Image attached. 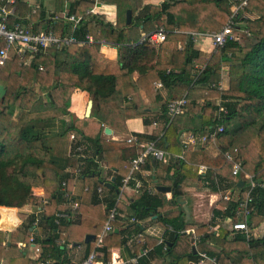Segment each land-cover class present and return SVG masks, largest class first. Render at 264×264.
<instances>
[{"label":"trees","instance_id":"trees-1","mask_svg":"<svg viewBox=\"0 0 264 264\" xmlns=\"http://www.w3.org/2000/svg\"><path fill=\"white\" fill-rule=\"evenodd\" d=\"M59 1L56 15L60 12L58 10H63L62 0ZM108 1L117 7L115 23L101 19L96 14L86 13L94 5L93 0L69 3V13L83 15L75 34L84 39L86 34L91 33L97 41L85 45L71 44L62 49L54 48L50 53L38 51L30 64H25L26 56L24 59L15 57L0 65V83L7 89L1 98L0 108V205L12 209L27 203L40 204L43 199L33 195L32 191L33 187L42 186L48 200L43 219L52 224L54 232L65 239L66 245L80 241L88 233L98 235L108 218L109 208L115 203V198L110 199L108 195V213L94 211L93 205L101 200L97 194V179H102L100 160H105L107 166L115 172V186L108 189L112 193L119 190L122 178L130 169L127 152L123 147L125 140L104 137V124L120 133H128L127 118L142 113L134 104L125 105L127 96L137 87L151 95L155 92V82L162 81L172 92L185 93L188 102L183 115H186V120L184 124H179L178 117L182 114H178L166 126V101L160 113L162 129L145 136V139L156 140V144L166 151L184 153V158L175 159L173 174H170L171 165L161 169L157 163L159 161L153 163L152 159H148L142 166L156 169L159 183L171 186V197H167L165 191L158 190L152 194L134 187L124 192L133 196L130 200V213L136 219L143 220L156 215L160 221L170 223L174 228L165 243L157 244L156 239L148 238L146 245L152 246L153 252L168 257L165 264H193L199 259L201 251L215 257L218 264H264V227L259 236L252 235L249 229H234L235 234L232 235L233 229L224 225H219L217 231L208 228L217 215L232 218L238 201L224 199V210L215 209L209 223L196 225V232L201 237L193 246L186 229L197 223L185 220L179 200L188 178L197 182L198 186L207 185L214 191L232 190L236 186L233 161L225 156L223 168L227 174L224 177L215 175L210 167L201 174L197 167L185 160L187 155V160L191 162L192 158L202 154L201 150L187 153L188 149L183 147L180 139L181 132L188 128L207 134L218 125H223L224 129L216 136L220 151L227 153L235 150L234 160L239 161L247 171L251 170L258 180V186L253 191L255 203L247 218L249 228L255 213L264 214V0L249 2L248 7L258 14L257 18L239 19L252 40L243 43L241 39H227L224 45L213 50L209 58L202 57L200 49L195 46L194 39L187 31L209 33L220 30L228 21L232 0H165L158 5L139 0L138 10L133 8L130 0ZM128 8L132 9L130 23L126 20ZM29 9L27 1L17 0L9 23L24 20ZM45 16L43 8L33 14L31 18L39 20L34 24V30H47L51 27L57 35L66 33L69 22L62 16L48 21ZM159 25H164L168 30L166 40L159 48L156 49L147 41H140L143 32H151ZM100 39L118 47V60L109 59L101 51ZM157 50L158 60L149 66ZM42 63L53 70H41L39 67ZM224 66H228L227 89L219 87ZM135 70L139 72L136 81L132 78ZM198 86H206L211 96H207L203 104L198 103L194 93ZM78 88L95 100L94 114L82 119L68 109L72 94ZM65 115L71 116L69 121L64 119ZM197 119L199 124L194 123ZM56 120H61L60 131L49 128ZM145 121L151 122L147 118ZM72 131L80 135L78 142L85 143L91 151L90 157L84 161L73 156L70 149L68 153ZM210 141L212 138L208 139ZM68 167L82 168V192L79 198L72 199L79 201L80 207L82 203L83 210L79 206L72 209L67 203L61 206V202L68 201V196L72 197L73 176L67 171ZM163 172L166 173L165 177ZM216 176L223 185L217 186ZM63 180L67 182L64 188ZM175 207L179 208L170 211ZM63 211L75 215L80 213V219H71L74 215L59 217L57 212ZM162 211H167L168 215ZM20 215L26 235H30V227H33L36 215L28 216L26 224L25 214ZM136 228L140 226L136 225ZM124 230L112 231L105 236L102 246L96 248L100 262L111 260L113 247L127 244ZM5 238L4 231L0 230V260L16 258L17 247L3 244ZM51 241L54 239L51 238ZM132 247L134 255H138V239L132 242ZM64 251L65 248L54 246L44 249L43 253L55 258L54 264H66V258L61 257ZM146 255L138 256L139 264H151L150 254Z\"/></svg>","mask_w":264,"mask_h":264},{"label":"crops","instance_id":"crops-1","mask_svg":"<svg viewBox=\"0 0 264 264\" xmlns=\"http://www.w3.org/2000/svg\"><path fill=\"white\" fill-rule=\"evenodd\" d=\"M23 1H27L30 7L32 4H40V9L41 8L45 9L46 16L44 18L46 21H48L50 18L56 15L57 4L60 2L59 0H23ZM74 1L76 2L78 0H70L69 3L74 2ZM163 1L165 0H143V3H152V4L158 5V4H161ZM101 2L102 3L99 4V6L96 8L98 12L96 15H98L101 19H105L107 21H112L115 23L117 21V7L115 3L110 2L108 0H101ZM62 3H63V9H64L65 0H62ZM62 11L63 10L61 9L58 10L59 12L58 14L62 15ZM29 12H30V9L26 15V18L24 20L22 19L21 22L32 24L34 26V24L38 22L39 20L34 21L32 18H29L28 17ZM77 15H80V14H77ZM69 31H70V24L68 25V28L65 32L67 33ZM89 34L92 36L93 41H97L91 33ZM99 41L102 43L101 51L109 59L118 60L120 58L118 47H116L112 43L107 42L105 39H100ZM203 42L204 43L201 42L202 47H199L200 43H198V41L195 42V46L198 49H200L202 57L209 58L213 52V47L212 45H210V42L208 40L203 41ZM152 45L155 46L154 44ZM160 45L161 44H159L158 46H155L156 49L159 48ZM52 49L54 48L53 47L49 48L46 50V52L50 53ZM35 55L36 53L31 56L30 52H26L25 57L27 56L26 57L27 62L25 61V64H30L32 59H34ZM14 57H19V55H15ZM14 57L12 59H14ZM158 57H159V53L157 50V54L155 58L148 65L151 66L152 63H155L158 60ZM225 68H227V66H224L222 69V79L219 83V87L221 89H227L229 87L228 72L225 71ZM41 70H44V68ZM224 73L226 75H224ZM138 76H139V72L138 70H135L132 73L133 80L136 81L138 79ZM154 87H155V92L151 95L146 94L140 87H137V89L134 92H132L131 94L127 96L125 100V105L134 104L135 108L142 113V114H135L127 118L126 122H127L128 131H129L128 133H120L114 130L113 128H111L110 126L104 124V133H103L104 137H107V139L125 140L123 142V147H125L126 152H127L126 159L128 163H129V159H128L129 156L135 153L136 148L133 147L132 145H128L126 142V138L130 136L131 134H137L141 136L143 139H145V136L153 134L154 131H156L157 129H162V125L160 122H158V125H155L153 122L155 120H158V121L161 120L160 113H161V108H162L163 103L168 101L172 97H179V96L185 95V93L180 94V93L172 92L170 89H168L165 86L157 87L156 84H154ZM194 93L197 97V101L199 104H203L207 100V96H210L206 86H198L196 88V92ZM89 99L94 100V98L90 96L86 91L78 88L72 94L71 105L68 107V109L71 112H73L77 117L82 119L85 117L86 107H87ZM219 100H217V103H219ZM94 105H95V100L93 101V106H92L90 115H93L95 112ZM221 109L223 108L221 107ZM183 114L180 117H178L179 124H184V120H186V115H183ZM70 117H71L70 115H65L64 119L66 121H69ZM145 118L150 119L151 122H146ZM57 121L58 120H56V122ZM195 122L199 124L198 119L195 120L194 123ZM107 126L112 129L111 133L105 132V127ZM53 131H56V129L53 128ZM57 131H60V130H57ZM184 131H195V130L192 128H188L181 132L180 139L183 144H184V136L182 135V133ZM196 132L197 134L198 133L204 134L203 131L197 130ZM69 149H70V144L68 146V153H70ZM186 149H188L187 153H190V152L195 153L196 151L201 150L202 154L201 155L198 154V157H196L195 159L192 158L191 162L187 160L188 159L186 158L187 155L185 156V160L188 163L197 167L199 171H200V166L205 165L207 168L209 167L213 168L215 175L222 176V177L226 176L227 171L223 168V165L226 162L225 160L226 153H222L220 151L216 137L212 138V141L210 142L207 141L204 144H201L200 142L190 143L189 145H187ZM169 151L168 152L170 153V155H168L166 159L162 160L161 162L154 161L153 159L152 160H153V163L157 162L159 164V168L161 169L165 168L168 165H171L172 168L170 170V174H173L176 168L175 159L178 158L180 155L184 156V153H178V152H175V150H172V151L169 150ZM231 152L235 153V150ZM100 165L102 167V171H101L102 179L96 178L97 180H99L97 184V192H98V187L102 185L104 186L105 189L103 190V194H102L103 196L97 193L101 200L99 201V203L97 204L95 203L93 205L94 211L97 213H105V212L108 213V209L106 208L107 196L110 195V199L115 198L114 205L117 203L120 216L118 217L117 221L114 223L113 231L119 232L120 229L125 228L123 236H125L127 239L126 245L115 246L112 248V256L118 257L121 260H129L130 261L129 264H139V262L137 263L133 262L132 259L134 257H138L139 255H141L142 250L147 249L148 250L146 253L147 255L146 254H142V255L148 256L150 254L149 260L151 264H165V262L168 261V257L163 256L157 252H153L154 248L152 246L146 245V239L154 238L156 239L157 244H161L158 242L159 240L158 236L162 232H164L165 238L167 239L169 237V233L171 232V230L169 231L167 229L168 223L165 221L163 222L160 221L156 217V215L145 218L143 220H138L136 219L135 216H132V214L130 213V200L132 199L133 196L132 195L128 196L124 192L126 190L129 191L131 187L132 189L133 187L135 188V181H134V185H132V181H131L129 186L125 187L121 195H118L119 191L116 189H115L116 191L112 193L108 189L114 188L115 186V183H116L115 172L114 170H111L107 166V162L105 160H100ZM71 169L72 167H68L67 171L70 172ZM206 169L204 171L201 170L200 173L204 174L206 172ZM244 170L247 171L245 168ZM244 172H240L239 174L235 175L234 181L237 183L235 184L236 186L232 190L219 189L218 191H214L211 188H209L207 185L198 186L197 182L192 181L191 178H188L187 184H184V186L182 187L184 193L180 198V203L183 207L185 220L187 222L197 223V224H194V226L186 229V232L189 234L190 241H191V244H193V246H196V244L193 243L192 234L188 232V230L194 229L196 231V228H197L196 225L202 224V223H209L211 218L214 215L215 209L221 210V211L224 210L225 206H224L223 200L225 198L223 197V195H225L227 192H231L230 196L232 198H236L237 196H239V201L244 198L246 191H247ZM80 175L81 174H77V175L72 174L73 182L71 185V188H72L71 192H72V198L74 197L75 199L80 197L81 192H82L81 190L83 188L84 180L81 178ZM163 176L164 177L166 176L165 172H163ZM217 176H216L217 186L223 185V182H220L219 179H217L218 178ZM136 177L142 178L144 181V187L140 188L139 190H146L152 194L157 193L158 191L157 184H160L159 183L160 180L159 178H156L157 177L156 169L142 168V171L140 173H137ZM240 180L244 181L243 186L238 185V182ZM108 183H113V186L108 185ZM160 185H163V184H160ZM243 187H245L244 189L245 193H244V196L242 197ZM32 192H33V195L39 196L41 199H43L40 204L27 203L23 205L22 207H12V209L8 206L0 205V215H1L0 230L4 231L5 237H6L2 243L7 244L8 246L17 247V252H15L17 257L13 259L11 258L1 259L0 264H54L56 259L51 257L49 254L43 253L44 249L53 248L54 246L55 248L57 247L58 249L65 248L64 254L61 257L66 258L67 260L66 264L79 263L91 251L92 246H93L92 241L94 239L91 241L90 245H88L87 242H85L86 237L82 238L80 241L71 242L70 244L66 245L65 239L60 238L58 236V232H54L52 228V224L48 222L46 219H43L44 209L43 211L39 210L40 207L44 208L45 204L48 203V200L45 198L44 188L42 186H35L33 187ZM171 196H172V192L171 191L167 192V197H171ZM119 197H120V200L118 201ZM77 202H78V206L80 207V202L79 201ZM61 203H62L61 206L65 205L66 201L65 202L63 201ZM254 203H255V200L252 203V205ZM80 208L83 210L82 203H81ZM178 208L179 207H175L174 209L170 211H173ZM2 210H7V211L9 210L10 214L4 215ZM78 210L80 211V209ZM21 213L25 214L24 224H26L27 222L26 218L28 216H31L33 214L36 215V219L34 221L33 227H30V232H31L30 235H26L25 233V228L23 226V218L20 215ZM161 213H163L166 216L168 215L167 211H162ZM236 213H237V210H236ZM236 216L237 214L234 215L233 217L236 218ZM259 216L262 218L261 219L258 218ZM133 217L137 221H132ZM233 217L229 218V217H223V216L217 215L214 222L212 224L209 223L208 228L211 231L212 230L217 231L219 225H224L232 229L233 220L237 219V218L233 219ZM263 217H264V214L259 213L257 214V217L255 218V220L252 221V225L249 228L250 233L252 235H255V236L260 235V232L263 230V227H264ZM71 219H76V220L80 219V213H78L77 215L74 214V216ZM117 223H120V224H117ZM136 225L140 226V228L139 229L136 228ZM255 229H256V232H255ZM231 231H232V235L235 234V230H231ZM16 233H21L25 238L28 239V241H24L22 239L15 240L14 236ZM88 234H91V233H88ZM81 237H82V234L80 235V238ZM51 238H53L54 241H51ZM137 239H138V242L140 243V252L138 255L135 256L134 248L132 247V242ZM164 249H166L165 246H164ZM18 250L20 252H18ZM195 263L193 262V264ZM209 264H213V263H209Z\"/></svg>","mask_w":264,"mask_h":264},{"label":"built area","instance_id":"built-area-1","mask_svg":"<svg viewBox=\"0 0 264 264\" xmlns=\"http://www.w3.org/2000/svg\"><path fill=\"white\" fill-rule=\"evenodd\" d=\"M69 1L65 0L64 9L62 11V15H54L52 18L60 19V16L63 17L64 20L68 21L70 24V31L57 35L54 30L50 27L49 29L36 31L33 28L32 24H27L21 21H15L13 23H9L11 15L14 14L16 9L17 0H0V65H4L7 61L11 60L15 55H19V57L24 58L26 52H30V55H34L38 51L46 52L49 48H65L71 44H79L85 45L93 42L92 36L88 33L86 34L84 39H80L75 34V29L78 26L79 22L82 19L81 15H77L75 13H69ZM94 5L89 7L86 11L87 14H97L96 8L101 4V0H93ZM250 0H232L231 12L228 18V21L222 26L220 30H215L212 32H201V31H187L188 34L192 36L194 41H198L199 39L203 40H211L213 44V50L225 44L227 39H240V36L244 33L250 35V33L242 28L241 21L239 20L241 17H248L247 8L249 6ZM32 11L29 12L28 17L31 18L33 14H36L40 9V4H32ZM168 34V30L164 27V25H159L155 30L151 32H143L141 42H149L150 44H161L166 40ZM211 44V45H212ZM27 62V61H26ZM43 69V66H40ZM157 87H163L164 84L162 81H157ZM188 99L186 95H182L179 97H172L168 100L167 103V119L165 120V125H169L176 115L183 114L186 111ZM158 120H155L153 123L158 125ZM224 129L223 125H219L216 129L210 131L208 134H197L196 131H184L182 135L184 136V148H187V145L190 143L200 142L204 144L208 141L209 138H215L219 131ZM71 138V146L70 150L72 151L73 156H78L82 158L84 161L88 156L90 157L91 151L87 148L85 143H79L80 135L75 131L70 133ZM126 142L128 145H132L136 148L135 153L129 156L130 169L128 174L122 179V183L119 187L118 195H121L125 187L129 186L131 181H135V188L140 189L144 187V181L142 178H137L136 174L142 171V166L146 163L148 159H153L154 161H162L166 159L170 153L162 148H160L156 144V140H147L143 139L141 136L137 134H131L126 138ZM175 156V155H174ZM226 158L228 160L233 161V174L237 175L240 172H244V168L239 161H235V154L232 152L226 153ZM180 158H184L183 155L179 156ZM207 167L205 165L200 166V171L205 170ZM82 168L77 167L71 169V173L73 175L81 174ZM247 191L243 199L239 201V196L236 198H232L231 192H227L223 197L227 200H236L239 202L237 208V216L240 218L233 220L232 229L236 230H247L249 231V226L247 223V218L252 211V203L254 202V196L252 194L253 190L258 186V180L254 178V173L245 171L244 172ZM63 188L66 187L67 182L65 180L62 181ZM104 186L98 187V193L103 196ZM240 191V190H238ZM120 197L118 198V201ZM67 204L71 205L72 209L77 208L78 202L74 201L71 196H68ZM43 207H40L39 210L43 211ZM235 214V215H236ZM57 215L59 217H69L74 215L69 211L58 212ZM120 216V212L118 211L117 203L109 209V215L104 223L102 231L96 235L95 239L92 241V249L87 256L84 257L77 264H129V260H121L118 257L112 256L111 260L102 263L98 259V253L96 248L101 247L104 241V238L107 234H109L114 229V223L117 221ZM132 221H137L134 217ZM167 229L170 231L173 230V226L168 223ZM153 231V230H152ZM188 232L192 234L193 243L197 244L200 241V235L194 230L189 229ZM159 243H165V233L162 232L159 236ZM166 248V246H165ZM147 249L141 251L142 254L147 253ZM199 259L195 264H218L217 259L215 257L210 256L206 251L199 252ZM133 262H138V257H134Z\"/></svg>","mask_w":264,"mask_h":264},{"label":"rangeland","instance_id":"rangeland-1","mask_svg":"<svg viewBox=\"0 0 264 264\" xmlns=\"http://www.w3.org/2000/svg\"><path fill=\"white\" fill-rule=\"evenodd\" d=\"M131 1V3H132V5H133V8L135 9V10H138L139 9V0H130ZM30 11H32V9L30 8ZM247 14H248V17H250V18H257L258 17V14L256 13V12H254V11H252V10H250L249 9V7L247 8ZM107 19V18H106ZM240 39H241V41L244 43V42H246V41H250V39L252 40V37H251V35H248L247 33H244L243 34V36L241 35L240 36ZM203 41H206V40H203V39H200V40H198V43H200L199 45V47H202V43H204ZM209 42H210V45L212 44V42H211V40H208ZM202 42V43H201ZM159 44H155V46H158ZM212 46H213V44H212ZM120 55V54H119ZM15 58V57H14ZM41 66H43L44 67V71H48V70H53L51 67L49 68V66H46L44 63H42L41 64ZM225 71L226 72H228V66H227V68H225ZM225 72V73H226ZM224 73V75H226ZM37 87H39L38 85H37ZM36 87V88H37ZM44 99H46L47 100V97H46V95H44ZM0 108H2V103H1V98H0ZM61 125H62V123H61V121L60 120H58L57 122L56 121H54L50 126H49V128H55L56 130H61L62 128H61ZM161 162V161H160ZM248 167L251 169L252 168V166H251V164H249L248 165ZM248 172H252L251 170H249ZM253 173V172H252ZM188 196V195H187ZM204 205V204H203ZM3 211V214L4 215H9L10 214V211L8 210H2ZM238 217H239V215L238 216H236V218L238 219ZM257 217V214L255 213V216H254V219L253 220H255V218ZM235 217H233V219H236ZM258 218H262V217H258ZM257 218V219H258ZM9 224H11V223H9ZM255 232H256V229H255ZM259 234V233H258ZM14 239L15 240H20V239H22V240H24V241H28V239L27 238H25L21 233H16L15 234V236H14Z\"/></svg>","mask_w":264,"mask_h":264},{"label":"water","instance_id":"water-1","mask_svg":"<svg viewBox=\"0 0 264 264\" xmlns=\"http://www.w3.org/2000/svg\"><path fill=\"white\" fill-rule=\"evenodd\" d=\"M126 20H127V23H130L131 20H132V9L131 8L127 9ZM6 92H7L6 87L3 84L0 83V98H3L5 96V94H6ZM93 101H94L93 99H89L87 107H86L85 116H89L90 115V112H91V109H92V106H93ZM105 132L106 133H111L112 129L107 126V127H105ZM113 180H114V178H113ZM260 181H262V180L260 179ZM243 184H244L243 180H240L238 182L239 186H243ZM108 185L113 186V183H108ZM157 189L160 190V191L169 192V191H171V186L157 184ZM180 198H181V196H180ZM180 198H179V200H180ZM94 238H95L94 234H87L86 238H85V242L88 243V242L92 241Z\"/></svg>","mask_w":264,"mask_h":264},{"label":"clouds","instance_id":"clouds-1","mask_svg":"<svg viewBox=\"0 0 264 264\" xmlns=\"http://www.w3.org/2000/svg\"><path fill=\"white\" fill-rule=\"evenodd\" d=\"M262 180V179H261ZM95 239V238H94Z\"/></svg>","mask_w":264,"mask_h":264}]
</instances>
